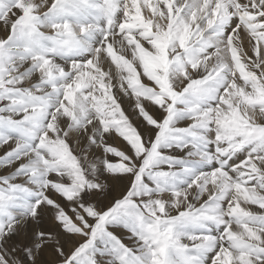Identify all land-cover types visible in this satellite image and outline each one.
I'll use <instances>...</instances> for the list:
<instances>
[{
	"label": "snow or ice",
	"instance_id": "obj_1",
	"mask_svg": "<svg viewBox=\"0 0 264 264\" xmlns=\"http://www.w3.org/2000/svg\"><path fill=\"white\" fill-rule=\"evenodd\" d=\"M0 264H264V0H0Z\"/></svg>",
	"mask_w": 264,
	"mask_h": 264
}]
</instances>
